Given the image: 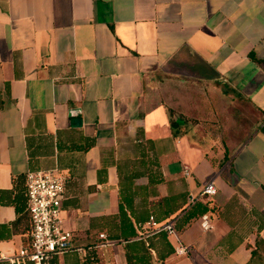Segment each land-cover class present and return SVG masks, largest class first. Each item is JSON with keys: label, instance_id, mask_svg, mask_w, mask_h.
Masks as SVG:
<instances>
[{"label": "crops", "instance_id": "crops-1", "mask_svg": "<svg viewBox=\"0 0 264 264\" xmlns=\"http://www.w3.org/2000/svg\"><path fill=\"white\" fill-rule=\"evenodd\" d=\"M36 171L67 176L52 264H264V0H0V264Z\"/></svg>", "mask_w": 264, "mask_h": 264}, {"label": "built area", "instance_id": "built-area-1", "mask_svg": "<svg viewBox=\"0 0 264 264\" xmlns=\"http://www.w3.org/2000/svg\"><path fill=\"white\" fill-rule=\"evenodd\" d=\"M186 173L188 169L186 168ZM28 210L31 218V242L29 246L7 260L11 264H52L54 256L63 254L73 248L74 234L64 227L62 214V201L66 190L67 176L53 172L36 171L28 172L26 176ZM218 189L214 182L207 184L202 192V197H213ZM154 232H166L169 236L178 238V231L172 220L159 222L153 216L148 223ZM202 228L208 231L213 228L208 215L202 217ZM105 239V235H100ZM101 248L106 244H101ZM83 254L82 248L75 249ZM179 254H187L188 248L181 246L177 249Z\"/></svg>", "mask_w": 264, "mask_h": 264}, {"label": "trees", "instance_id": "trees-1", "mask_svg": "<svg viewBox=\"0 0 264 264\" xmlns=\"http://www.w3.org/2000/svg\"><path fill=\"white\" fill-rule=\"evenodd\" d=\"M227 158V157H225ZM175 199V198H174ZM195 208H198L197 210H195ZM176 210L180 211V214H183L182 216H180V218L178 217L177 221H176V229L181 230V228H183L189 221L191 218H193V216L199 214H203L207 212V207L201 205V203L195 202V204L190 207V208H184V204L182 206H176ZM29 217H21L19 220L21 221V219H23L24 221H29V233L31 231V218L30 215L28 214ZM18 221V222H20ZM157 239L159 242V245L162 246L164 253L161 254V252L158 254V258L160 261H164L168 256H170L172 253H174L175 248L173 247L172 243L169 240V235L166 232H156L154 233L153 231H149V235L148 238L146 239V241L148 242V247H147V251L150 253V248H155L156 245L154 243V239ZM146 241L141 240L139 241L143 246H146ZM257 243H261V240L258 239ZM256 255H258V251L257 249L252 251V256L255 257ZM128 263L127 264H138V261L136 259V257H132L128 254Z\"/></svg>", "mask_w": 264, "mask_h": 264}]
</instances>
